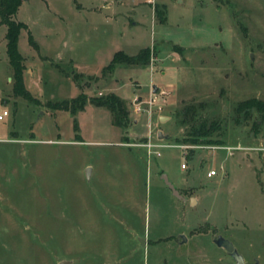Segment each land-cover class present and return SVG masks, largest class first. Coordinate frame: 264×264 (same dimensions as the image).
Wrapping results in <instances>:
<instances>
[{
    "label": "rangeland",
    "instance_id": "rangeland-1",
    "mask_svg": "<svg viewBox=\"0 0 264 264\" xmlns=\"http://www.w3.org/2000/svg\"><path fill=\"white\" fill-rule=\"evenodd\" d=\"M106 1L22 0L13 18L27 25L18 50L33 101L13 92L0 25V264H230L218 235L264 264V122L257 134L231 122L239 101L264 100V0ZM145 47L148 65L102 72L116 51ZM81 92L117 94L129 128L89 102L76 115L47 106ZM187 106L237 149L201 144L185 157ZM149 138L170 146L150 155Z\"/></svg>",
    "mask_w": 264,
    "mask_h": 264
},
{
    "label": "trees",
    "instance_id": "trees-1",
    "mask_svg": "<svg viewBox=\"0 0 264 264\" xmlns=\"http://www.w3.org/2000/svg\"><path fill=\"white\" fill-rule=\"evenodd\" d=\"M21 2L22 0H0V25L6 26V54L14 73L13 92L16 96H21L29 101H33L34 99L29 90L24 86L22 75L24 69L23 57L18 50L19 33L26 25L13 18ZM154 12L160 23L166 20L165 5H156ZM28 38L29 42L35 45L32 41L31 34H29ZM150 54V47L140 49L135 55H127L122 51H116L109 63L103 67L102 72H111L116 66L121 64L146 66L149 63ZM74 77H77V75H74ZM88 102L95 106L106 108L111 114L112 124L114 126L125 131L129 128L130 119L127 105L122 98L113 92L93 97H88L85 93L81 92L68 100L63 99L48 102L47 106L52 111H68L72 115H76V113L82 110ZM254 114H257L258 118H253ZM178 117L179 124L184 125L187 129L185 137L181 139L183 144H224L223 139L213 138V134L220 130V125L215 120L208 122L205 116L198 118L196 116L195 107H185L178 112ZM231 122L237 126L250 122V128L257 134L260 131L261 124L264 122V100L250 97L239 101L232 110ZM73 126L74 129H77L76 119H74ZM175 141L180 140L176 139ZM193 150L194 149H188L190 153H192Z\"/></svg>",
    "mask_w": 264,
    "mask_h": 264
},
{
    "label": "built area",
    "instance_id": "built-area-1",
    "mask_svg": "<svg viewBox=\"0 0 264 264\" xmlns=\"http://www.w3.org/2000/svg\"><path fill=\"white\" fill-rule=\"evenodd\" d=\"M117 1H138V2H142V3H146V4H150L152 6H154V4L156 3V0H117ZM153 93V92H152ZM140 96L138 95H134L133 99H132V104L134 107V110L136 112H141L142 110V101L140 100ZM143 102H145L150 108L154 105L155 103V97H149L147 100H143ZM8 115V111L7 110H3L0 113V120H2L4 118V116ZM143 146L147 149L148 153L150 155H155V156H159L160 155V151L159 149L162 147H166V146H170L167 144H162L158 141H152L151 138L148 139V141H146ZM179 147L184 149V155L186 157V154H188V149H193V148H199L202 147L201 144H197V145H192V144H184V145H180ZM208 148H211L213 150H217V149H225L228 151L237 149V147H232V146H224V145H209ZM182 168H186V164L182 163L181 164ZM217 174V171L215 169H210L207 172V176L211 177Z\"/></svg>",
    "mask_w": 264,
    "mask_h": 264
},
{
    "label": "water",
    "instance_id": "water-1",
    "mask_svg": "<svg viewBox=\"0 0 264 264\" xmlns=\"http://www.w3.org/2000/svg\"><path fill=\"white\" fill-rule=\"evenodd\" d=\"M152 92L153 93H161V90L159 87L153 85L152 86ZM162 118L163 117H161V119ZM158 138L159 139H166L167 136L164 135L163 133L159 132ZM162 179L164 180L165 184L172 190L174 195L180 197L178 191L175 189L174 185L168 180V178L165 174L162 175ZM193 200H194V198H193ZM181 238L183 239V241L186 240V238L183 235H181ZM214 242L216 243V245L224 248L231 255V257L233 258V261H234L231 264H245L243 256L234 248V245L232 244V242L230 240L222 237L221 235H218L214 239ZM58 264H66V261H61Z\"/></svg>",
    "mask_w": 264,
    "mask_h": 264
},
{
    "label": "crops",
    "instance_id": "crops-1",
    "mask_svg": "<svg viewBox=\"0 0 264 264\" xmlns=\"http://www.w3.org/2000/svg\"><path fill=\"white\" fill-rule=\"evenodd\" d=\"M103 1H105V0H103ZM115 0H108V1H106V2H103V4H102V7L104 8V9H109L111 6H110V2H114ZM19 9V8H18ZM18 11V10H17ZM20 22H23V21H20ZM24 23V22H23ZM25 24V23H24ZM26 25V24H25ZM27 26V25H26ZM23 29H25V28H23ZM118 51H120V50H118ZM161 117V116H160ZM134 122H137V119L136 120H134ZM126 136H128V135H126ZM213 242H214V239H213ZM215 243V242H214ZM216 244V243H215ZM233 244V243H232ZM234 245V244H233ZM218 246V245H217ZM218 247H220V246H218ZM234 248H235V246H234ZM236 249V248H235ZM225 250V249H224ZM237 250V249H236ZM226 251V250H225ZM238 251V250H237ZM227 252V251H226ZM228 253V252H227ZM229 254V253H228ZM241 254V253H240ZM242 255V254H241ZM229 256H231L230 254H229ZM254 259H256V258H254ZM232 261H233V258H232ZM234 262V261H233ZM232 262V263H233ZM244 263H245V260H244ZM231 264V263H230Z\"/></svg>",
    "mask_w": 264,
    "mask_h": 264
}]
</instances>
